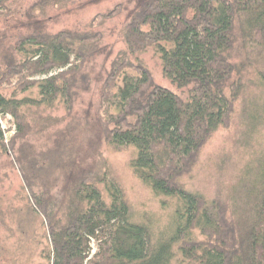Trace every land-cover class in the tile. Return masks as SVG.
Here are the masks:
<instances>
[{
    "label": "trees",
    "instance_id": "1",
    "mask_svg": "<svg viewBox=\"0 0 264 264\" xmlns=\"http://www.w3.org/2000/svg\"><path fill=\"white\" fill-rule=\"evenodd\" d=\"M11 1L0 0V14H11ZM100 41L66 31L36 34L18 40L14 56L0 62V90L14 79L21 92L38 89L37 99L0 92V115L16 122L13 152L31 133L34 108L59 104L72 114L75 79ZM123 41L126 51L112 62L101 92L104 140L114 151L133 148L135 176L156 196L177 200L172 228L156 235L150 224L134 222L123 189L108 174L79 178L63 203L55 200L45 178L54 165L45 155L26 156L20 171L47 223L46 264H174L177 257L180 264H264V148L232 190V205L183 183L212 136L232 124L249 87L260 95L247 101L246 141L264 128V63L255 80L245 81L251 59H234L239 51L264 55V0H145L124 26ZM151 48L164 76L188 89L187 98L156 86L138 57L132 60ZM6 154L0 123V156Z\"/></svg>",
    "mask_w": 264,
    "mask_h": 264
},
{
    "label": "rangeland",
    "instance_id": "2",
    "mask_svg": "<svg viewBox=\"0 0 264 264\" xmlns=\"http://www.w3.org/2000/svg\"><path fill=\"white\" fill-rule=\"evenodd\" d=\"M144 1L13 0L11 14H0V62L13 57L16 42L28 36L55 35L63 31L101 36L75 79L72 114L67 115L59 104L50 110L34 108L29 113L33 126L31 133L18 143L15 152L11 148L16 134L15 119L11 115H0L8 149V154L0 156V264H46L44 254L50 249L47 223L34 210L21 175L20 164L26 156L45 155L49 158L46 161L54 165L45 178L49 180L51 196L55 200L63 203L67 189L79 178L94 173L108 174L123 189L134 222L150 224L156 235L171 230L177 200L156 196L135 176L130 165L136 155L133 148L114 151L108 147L99 115L102 87L112 62L126 51L123 28ZM118 8L115 16L104 18ZM234 57L237 64L251 59L252 66L246 67L244 80H255L256 72L264 63V55L248 57L244 51H239ZM136 58L149 70L156 86L187 98L188 89H177L164 76L155 48L132 60ZM258 90L249 87V97L244 95L236 105L232 124L216 132L203 148L193 172L183 178L189 192L200 194L209 201L231 200L232 205V190L264 148V128L248 142L244 136L247 101L259 97ZM0 92L8 97L16 94L17 98H38L37 88L21 92L16 79L5 84ZM253 104L252 110L258 103ZM58 216H62L60 212ZM91 246L96 254L97 244L92 241ZM179 261L181 258L177 257L174 264H180Z\"/></svg>",
    "mask_w": 264,
    "mask_h": 264
},
{
    "label": "built area",
    "instance_id": "3",
    "mask_svg": "<svg viewBox=\"0 0 264 264\" xmlns=\"http://www.w3.org/2000/svg\"><path fill=\"white\" fill-rule=\"evenodd\" d=\"M0 123H1V125H2L1 119H0Z\"/></svg>",
    "mask_w": 264,
    "mask_h": 264
}]
</instances>
